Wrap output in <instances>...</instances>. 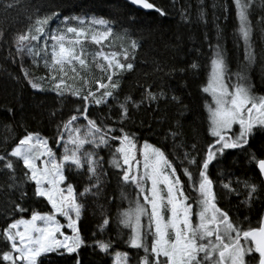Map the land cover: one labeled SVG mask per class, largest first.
<instances>
[{
	"label": "snow or ice",
	"instance_id": "snow-or-ice-1",
	"mask_svg": "<svg viewBox=\"0 0 264 264\" xmlns=\"http://www.w3.org/2000/svg\"><path fill=\"white\" fill-rule=\"evenodd\" d=\"M20 2L5 0L0 8L7 12ZM126 2L165 15L149 0ZM233 3L245 64L242 70L230 73L222 45L219 42L215 45L207 83L201 89L211 97V102L205 101V104L207 135L212 140L203 153L198 151L197 144H192L190 151L183 152L178 165L162 149L147 141L139 146L136 133L126 130L132 121L131 109L158 104L161 98H167L164 91L153 92L149 86L140 100L130 95L120 99V75L133 70L131 61L135 59L139 42L125 32L116 37L127 41L122 52H105L104 42L114 34L113 20L96 16L91 19L62 17L55 9L41 15V8L25 7L29 26L27 31L14 37L16 57L22 61L27 55L34 66L46 70L45 76L33 77L21 63L27 84L39 92L55 93L62 103L75 98L73 103L77 106L73 114L57 123L55 149L50 146L49 138L28 132L7 156L0 155L3 162L0 171L11 173L8 188L19 192L21 201H11L9 215L31 212L29 218L21 215L0 230V264H44V258L51 253L68 255L74 264H83L82 249L90 247L109 254L115 243L137 251L134 256L115 251L114 264H131L133 258L136 264H264V217L255 227L244 228L233 221L218 206L209 172L218 157L229 150H238L249 164H255L258 182L237 179L236 183L242 184L240 191L232 187V181L222 183L221 187L237 196L244 192L245 198L241 201L244 204L264 194V158L257 157L254 151L257 138L264 141V95L253 92L246 72L256 61L249 20L254 0H233ZM224 11L227 13L228 7ZM181 18L186 19L183 13ZM199 18H203L202 11ZM53 20H59L62 27L52 28ZM259 23L264 25V16ZM3 37L4 32L0 31V40ZM88 43L98 46L99 50L90 52ZM93 65L101 74L99 78L93 74ZM191 68L197 70L199 65L193 63ZM44 83L49 85L47 89ZM171 100L182 103L175 95ZM93 106L107 108V115L93 118L90 111ZM113 107L118 111L115 119ZM51 116L55 117L56 113L52 112ZM169 135L175 142L179 133L170 130ZM176 147L182 148L183 144ZM260 151L264 152V145ZM102 152L107 153V159ZM9 157L22 162L23 180L17 177L15 164ZM178 169H182L194 195L186 191ZM77 176L87 179L82 191L73 182ZM110 176L116 178L120 200L128 204L122 209L117 206L115 220L120 239L113 240L111 236L97 239L94 232L89 242L79 226L86 208L82 200L102 196ZM27 184L34 185L31 197L25 190ZM129 186L134 197L126 191ZM32 198L46 200L50 211L42 213L31 205L26 207L24 202ZM110 223L111 217L105 214L98 233L106 234Z\"/></svg>",
	"mask_w": 264,
	"mask_h": 264
},
{
	"label": "trees",
	"instance_id": "trees-1",
	"mask_svg": "<svg viewBox=\"0 0 264 264\" xmlns=\"http://www.w3.org/2000/svg\"><path fill=\"white\" fill-rule=\"evenodd\" d=\"M149 2L162 9L165 15L155 10L144 12L124 0H21L17 7L7 12L0 8V31L4 32V37L0 40V155L7 156L28 132H38L41 136L49 138L50 146L55 149L57 123L73 114L77 106L73 103L75 98H68L62 103L55 93L39 92L27 84L21 71V63L33 77H38L37 71L33 72L37 67L27 55L22 61L16 57L13 44L14 37L27 31L29 26L25 7L31 9L39 7L43 10L41 15L49 14V9H55L61 16L93 15L113 20L114 41L109 39L104 42L105 52H120L123 46H127V41L116 38L125 32L130 39H135L140 44L135 52V59L131 61L134 64L133 70L120 75V99L123 100L125 95H130L135 100H140L144 90L149 86L153 92L164 91L167 97L161 98L158 104L141 105L138 110L131 109L132 121L127 124L126 130L136 133L139 146L147 141L162 149L176 165L180 163L183 152L191 150L192 144H197L201 153L206 150L212 138L207 135L208 112L205 101L210 103L211 99L201 89L207 83L210 59L215 45L218 42L222 45L230 73L242 70L245 64L243 40L237 35L239 22L233 0H149ZM3 3L5 0H0V4ZM224 7H228L227 13ZM201 11L202 19L199 18ZM182 13L186 17L184 20L181 18ZM262 16L264 0H254L253 6L249 9V20L252 25L251 41L256 61L248 66L246 71L253 92L258 96L264 95V25L259 23ZM87 46L90 52L99 50L94 44L88 43ZM120 58L124 62L122 57ZM193 63L199 65L197 70L191 68ZM38 69L43 70V67ZM173 95L179 97L182 103L173 102L171 100ZM90 111L93 118H103L108 113L107 108L94 106ZM52 112L56 113L55 117L51 116ZM112 115L113 119L118 115L115 107ZM80 122L86 123L83 120ZM170 130L179 133L175 142L169 135ZM181 143L182 148L176 147ZM262 145L264 141L257 138L254 151L259 158H264V152L260 151ZM101 155L107 159L106 152H102ZM9 158L15 164L17 177L23 180L25 169L22 162ZM2 163L0 162V167ZM105 167H108L107 164ZM190 170L196 172L193 167H190ZM209 172L214 181L218 206L244 228L257 226L264 211V194L250 204H244L241 203L245 198L244 192L237 196L227 193V190L221 187L222 183L232 181V187L240 191L242 184H237V179L258 182L255 164H249L247 158L238 150H229L210 165ZM178 174L187 187V178L182 175V169H178ZM10 175L7 170L0 171V230L21 215L29 218L31 214L29 211L9 215L12 211L11 201L21 203L18 199L19 192H13L8 188L11 183ZM73 182L77 189L82 191L87 179L85 176H77ZM33 188L32 184L25 185L29 197L32 196ZM126 191L133 196L132 186ZM82 202L86 208L79 224L81 234L89 242L92 241L94 232H97V239H107L111 236L113 240H119L115 220L117 206L122 209L127 208L128 204L127 201L120 200L115 176L109 177L102 196L99 198L89 196ZM24 203L26 207L31 205L42 213L50 211V205L43 198L38 200L32 198ZM105 214L111 217V223L106 234H100L98 225ZM65 231L70 233L68 229ZM127 231L124 230L125 233ZM126 238L125 235L124 239ZM115 251H126L134 256L137 250L130 249L123 243H115L109 254L99 250L93 251L90 247L84 248L81 250L83 264H111V254ZM44 264H74V261L68 255L59 256L51 253L44 258ZM131 264H136L135 258Z\"/></svg>",
	"mask_w": 264,
	"mask_h": 264
},
{
	"label": "rangeland",
	"instance_id": "rangeland-1",
	"mask_svg": "<svg viewBox=\"0 0 264 264\" xmlns=\"http://www.w3.org/2000/svg\"><path fill=\"white\" fill-rule=\"evenodd\" d=\"M77 16H79V15H77ZM63 17V16H62ZM73 17H75V16H73ZM79 17H81V18H87V19H91V17H93V15H84V16H79ZM97 18H102V17H99V16H96ZM57 25H60V21L59 20H53L52 22H51V27L52 28H56L57 27ZM61 27H62V25H60ZM113 38V39H112ZM110 39V41H114V34H113V36L112 37H110L109 38ZM124 44H122V46H123ZM124 47V46H123ZM96 52V51H95ZM116 52V51H115ZM120 52H122V50L120 51ZM94 53V52H93ZM122 57V56H121ZM89 60H91V57L89 58ZM35 71H37L36 72V75H38V77H40V76H45L46 75V70L45 69H43V70H39L38 68L37 69H34L33 70V72L35 73ZM247 72V71H246ZM93 74L98 78V76L100 75V72H99V70L98 69H95V67H94V65H93ZM248 75V74H247ZM44 87L47 89L48 87H49V85L47 84V83H44ZM210 99H211V97H210ZM144 144V142L140 145L141 147H142V145ZM150 144V143H149ZM152 145V144H151ZM15 147V146H14ZM58 156H59V150H58ZM13 159H15V158H13ZM186 191H188L190 194H193L194 195V193H191V190L188 188V184H187V187H186ZM132 197H134V192H133V196ZM61 219V221L62 222H65V221H63V218H60ZM70 231V230H69ZM70 234V233H69ZM111 264H114V253H112L111 254Z\"/></svg>",
	"mask_w": 264,
	"mask_h": 264
},
{
	"label": "water",
	"instance_id": "water-1",
	"mask_svg": "<svg viewBox=\"0 0 264 264\" xmlns=\"http://www.w3.org/2000/svg\"><path fill=\"white\" fill-rule=\"evenodd\" d=\"M124 1L126 2V0H124ZM131 6H133V5H131ZM133 7L136 8V9L142 10V11H144V12L154 11V10L143 9V8H141V7H139V6H133ZM257 171H258V169H257ZM262 217H264V211H263V213H262L261 218H262Z\"/></svg>",
	"mask_w": 264,
	"mask_h": 264
}]
</instances>
